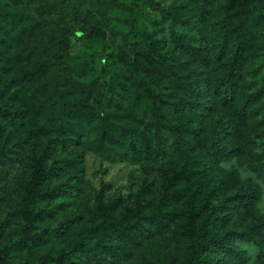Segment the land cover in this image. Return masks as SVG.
I'll use <instances>...</instances> for the list:
<instances>
[{
    "label": "rangeland",
    "instance_id": "1",
    "mask_svg": "<svg viewBox=\"0 0 264 264\" xmlns=\"http://www.w3.org/2000/svg\"><path fill=\"white\" fill-rule=\"evenodd\" d=\"M239 1L19 0L13 4L4 0L6 11L24 13L15 30L9 29L0 14V95L12 109L28 116L25 127L8 122L0 129V148L7 155L0 159V246L10 247L15 261L27 258L16 243L25 236L19 211L32 157L52 144L48 163H55L60 174L46 186L51 196L35 204V211L46 214L30 235L43 234L47 244L34 247L31 259L50 249L71 252L85 241L91 251H98L97 257L101 256L91 264H183L184 250L169 233L148 242L152 249L146 251H166L159 262L146 253L142 258L120 259L121 244L113 241V236L88 233L90 211L109 201L139 207L141 215L130 220L146 225L159 212L162 185L174 171L181 172L199 194L209 183L222 176L230 178L232 173L239 175L243 184H259L262 199L256 211L264 217V180L255 171V166L264 168V93L252 104L244 129L231 141L244 147L247 162L241 163L237 157L219 161L204 146L220 119L222 81L235 50L234 19ZM180 5L189 8L194 26L174 20L168 13ZM257 19L256 41L246 57L247 77L239 90L248 94L264 92V4ZM71 23L83 33L71 36V71L62 82L69 89H61L64 109H71L66 118L88 115L90 121L84 122L78 137L66 133L51 139L29 137L32 127L45 119L53 83L41 59L13 66L12 61H4L5 56L14 60L24 49L46 46L48 34L47 39L51 33L57 37ZM181 34L191 37L194 45L205 46L211 58L208 66L198 69L186 62L176 43ZM225 42L230 51L221 54ZM138 53L150 55L157 66L145 69L149 64L138 62ZM176 63L182 66L175 67ZM76 81L91 85V91L77 90L73 85ZM198 82L205 86V95L200 98L192 96ZM125 128L144 131L153 149L160 146L161 151L155 150L151 157L133 154L128 137L123 135ZM106 130L122 142H111ZM232 226L242 258L230 255L226 264H264V239L243 238L249 224ZM255 227L264 231V222Z\"/></svg>",
    "mask_w": 264,
    "mask_h": 264
},
{
    "label": "trees",
    "instance_id": "2",
    "mask_svg": "<svg viewBox=\"0 0 264 264\" xmlns=\"http://www.w3.org/2000/svg\"><path fill=\"white\" fill-rule=\"evenodd\" d=\"M9 1L16 4L19 0ZM200 1L194 0V3L198 4ZM205 1L203 0V2ZM4 4V0H0V14L9 23V29L15 30L23 22L24 13L23 11L19 13L13 10L6 11ZM263 4L264 0H240L237 4L234 19V33L237 39L234 43L235 50L230 55L228 72L222 81L220 119L214 133L210 134L204 143V146L208 150H212L219 161H228L237 157L241 163L247 162L244 147L231 141L237 137L242 128L244 129L248 121V114L252 111V104L259 102L264 93L263 91L249 94L239 92L247 77L246 57L248 50L256 41L258 31L256 22L258 12ZM188 10V7L180 5L172 7L168 13L174 20L184 21V24L194 26L195 23L191 19L192 13H188ZM7 33L9 36L10 31ZM82 33L83 31H77L71 23L61 29L57 37L51 33V38L47 39L50 36L48 34L46 46L34 45L27 50L24 49L16 54L14 60L12 56H5L4 61L8 64L12 61L13 66H17L24 60L36 62L41 59L45 63V71L53 83V88L48 92L49 100L44 111L45 119L42 123L32 127L29 137L51 139L60 133L78 137L84 130V122L90 121L88 115L75 120L66 118L71 109H64V93L61 90L69 89L62 82L70 75L71 71L69 63L71 36L73 34L79 36ZM176 43L186 56L187 63L196 65L198 69H203L210 64V52L205 46L194 45L191 37L188 38L186 34H181L176 37ZM229 51L230 46L225 42L221 54L225 52L228 54ZM136 59L140 63L147 61L149 67L145 66V69L157 66L148 54L138 53ZM181 66L182 64H175L177 68ZM177 74L175 73V75ZM195 84L192 96L194 94L196 98L204 96V84L202 82ZM73 85L77 86V90L81 92L91 91L89 84L76 81ZM10 106L7 99L0 95V129L8 122H12L13 125L20 124L19 128L25 127L28 118L26 113L18 112ZM123 135L128 137L130 149L135 155L143 156L145 154L151 157L155 150L156 153L161 151L160 146L153 149V142L144 131L136 132L125 128ZM105 136L111 142H122L117 135L109 130H106ZM139 143H142V149ZM52 145L46 146L42 153L33 155L32 171L19 211L25 225V236L16 244L20 250H23L20 253L26 254L27 258L17 262L12 257L10 247L2 248L0 246V264H91L98 262L99 257L101 258V256L97 257L98 251H91L87 247L85 241L79 243L71 252L50 249L40 253L34 259L29 257L34 247L47 244V238L43 234L30 235V233L46 214L44 210L35 211V204L51 196L46 186H49L60 174L55 163H48L53 153ZM2 156L7 155L0 148V159ZM255 171L264 180V168L255 166ZM162 186V197L157 205L159 212L154 213L146 225L140 224L139 220H130L132 217L141 215L142 211L139 207L120 205L117 201H109L106 204L97 205L90 211L92 225L88 233L93 234L94 237L102 234L108 235L110 238L113 236L112 240L121 244L120 259L129 261L142 258L146 253L156 262H159L166 251H146L152 249V246L148 247V242L160 239V236L169 233L173 236L172 241L178 243L184 250L183 264H226L230 255L242 258L240 248L234 242L236 236V231L232 226L234 223L250 225L248 231L241 234L243 238L255 241L264 239V231L255 227L264 222V217L258 215L256 211V205L262 199V189L259 184L252 181L243 184L239 175L232 173L230 178L222 176L213 183H209L205 190L199 194L198 190L195 191L188 185L187 179L181 172L174 171L168 182L163 183ZM204 193L206 194L203 196ZM163 209L165 213L162 214ZM157 234L160 235L157 236Z\"/></svg>",
    "mask_w": 264,
    "mask_h": 264
}]
</instances>
